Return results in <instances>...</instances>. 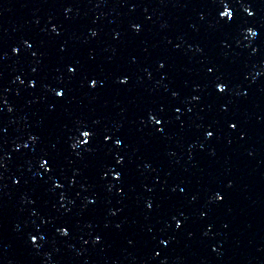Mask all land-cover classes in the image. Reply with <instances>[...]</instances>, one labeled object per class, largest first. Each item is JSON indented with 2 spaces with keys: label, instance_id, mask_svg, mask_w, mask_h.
Here are the masks:
<instances>
[{
  "label": "water",
  "instance_id": "1",
  "mask_svg": "<svg viewBox=\"0 0 264 264\" xmlns=\"http://www.w3.org/2000/svg\"><path fill=\"white\" fill-rule=\"evenodd\" d=\"M241 3L0 0V264H264V0Z\"/></svg>",
  "mask_w": 264,
  "mask_h": 264
},
{
  "label": "snow or ice",
  "instance_id": "2",
  "mask_svg": "<svg viewBox=\"0 0 264 264\" xmlns=\"http://www.w3.org/2000/svg\"><path fill=\"white\" fill-rule=\"evenodd\" d=\"M222 4H223V9H222V11L219 13L220 17H225V15H226L227 18H228V21L232 20V19L234 18V12H233V10H231V9L229 8V0H222ZM240 6L243 7L244 10H245L246 12H248L249 14H252L253 9H252V7L250 6V4L248 3V0H242V3H241ZM226 22H227V21H226ZM52 27L55 28L56 26H55V25H52ZM133 27H135V28H139L140 25H139V24H135V25H133ZM246 31H247L248 33H252L253 35H256L258 30H257L255 27H251V26H249V27L246 28ZM25 43H28V41H25ZM13 50H14V51H18L19 49L14 48ZM161 63H163V62H161ZM68 67H69L70 70L73 69V66H72L71 64H69ZM209 71H212V69L209 68ZM119 79H120L121 81H127V80L129 79V77H128L127 75H121V76L119 77ZM97 82H98V80H97V78H95V77L89 78V80H88V83H89L90 85H92V86H95V85L97 84ZM29 83L35 85V84H36V81H35L34 79H33V80H29ZM215 87H216L218 90H220V91H224V90L227 88V84L224 83L223 81H218V82L215 84ZM53 91H54L57 95H63V93H64V89H62V88L59 87V86H57L55 89H53ZM176 110H177V111H180L179 108H177ZM149 115H150V118H151L153 121H155V122L157 123V126H158L159 130H160V131H163V128L161 127V124H162L161 120L158 119L157 116L152 115L151 112L149 113ZM231 126H232V127H235L236 125L233 123ZM82 134H83L84 140H88L89 137H90V135H92V133H91L88 129H86V128H85V129H82ZM206 135L209 136V137L212 136V135H213V131H212V130H207V131H206ZM241 135H243V133H241ZM30 138H31V139H35L34 136H32V137H30ZM110 138H111V137H110L109 134H105V135H104V139H105V140H109ZM82 142H83V141H81V143H82ZM115 143H116V144H121V143H123V141H122L121 139H116ZM25 144H27V141H25ZM75 146H76V145L73 144V147H75ZM117 160H118V161H122V160H123V157H121V156H117ZM40 164H41L45 169H50V167H51L50 163H49L48 161H46L43 157H41V159H40ZM111 174H112L114 177H120V176H121V172H120V171H112ZM55 184H56V185H60V181H59V180H55ZM220 196H221V193H220V192H216V193H215V197H220ZM149 207H151V204H149ZM174 219H175V223H176L177 225H180V224L182 223V221H181L180 219H176L175 217H174ZM59 231L62 232V233H67V232L69 231V229H68L67 227H63V226H62V227L59 228ZM31 239H32L33 241H35V240L37 239V236H36V235H32V236H31ZM95 239H96V240H100L101 237H100V236H96ZM163 242H164L165 244L168 243L167 240H165V241H163Z\"/></svg>",
  "mask_w": 264,
  "mask_h": 264
}]
</instances>
